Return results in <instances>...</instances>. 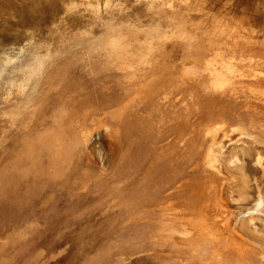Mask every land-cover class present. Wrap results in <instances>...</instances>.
<instances>
[{"label":"rangeland","instance_id":"374dc122","mask_svg":"<svg viewBox=\"0 0 264 264\" xmlns=\"http://www.w3.org/2000/svg\"><path fill=\"white\" fill-rule=\"evenodd\" d=\"M184 1L141 0L149 15L70 30L46 21L48 38L0 76V264H264V241L241 223L256 202L229 197L240 178L210 158L237 128L264 143V27L228 1ZM157 19L164 35L145 40ZM213 29L237 67L190 45Z\"/></svg>","mask_w":264,"mask_h":264},{"label":"bare ground","instance_id":"6f19581e","mask_svg":"<svg viewBox=\"0 0 264 264\" xmlns=\"http://www.w3.org/2000/svg\"><path fill=\"white\" fill-rule=\"evenodd\" d=\"M168 1H170V6L174 4L175 2H179V3L182 1L185 2L184 0H168ZM211 1L217 5L218 4L221 5L222 2L228 1L229 5L231 7H234L233 9H236V8L242 9L244 12L251 15V19L253 23H257L260 27H264V0H211ZM142 3L144 4V2H141V0H91V3H90L91 6H84L81 3V0H11L10 3H8L9 4L8 13H9L10 19L6 20L5 22H0V76L3 74V72L6 71V69H8V67L17 64L18 62H21V60L25 58L27 54L33 48H35L39 42L48 38L47 37L48 33L46 32V30L42 29L44 28L42 26L44 22L51 21V20L56 21V22L59 21L60 23L62 22L63 24H65L62 26L64 27V29H68V30H70L71 28L67 26H74L75 24H79V23L88 24L91 26L97 21L107 20L112 17L122 18L123 16L131 15V14L137 15L140 12L145 11ZM167 4L169 5V3ZM151 10H152V7H151ZM146 14L149 15L148 12H146ZM159 21H158L159 23L155 25L153 24L146 25L145 30L141 29V31H138V32H140L142 35H145L144 37L145 40H148L150 42L156 39H160V37L164 35L165 26L161 20ZM134 28H132L130 31H132ZM215 29H213L212 32L205 34L202 37H199V36L195 37L194 35H191V37L188 36L189 38L188 41L190 42V45L192 46L193 49L195 48V49L202 50V52L205 53L204 57H206L209 54H221L223 58V62L219 64H225L229 62V63H235L233 65L237 67L240 62L237 59L235 52L232 51L231 44L224 43L222 34H219V35L216 34ZM133 32L137 33V28ZM187 32L189 31L187 30ZM189 34L190 33H188V35ZM245 34L251 40H259L262 38V35L258 32V30H256L255 27L251 28L250 35H248L247 33ZM114 44L115 46L117 45L116 43ZM109 45H108V48H109ZM126 45L123 44L124 50H125L124 46ZM139 45L137 46L139 47ZM127 50L129 51V48ZM144 52H146V50L143 51L142 53ZM110 53H113V52H110ZM135 53H138V52H135ZM116 54L118 53L116 52ZM153 54L152 56H154ZM119 56H121L122 58L123 55H119ZM129 57H132V56H129ZM119 58L118 59L114 58L112 62L116 65H119V63H121L120 61L121 58L120 59ZM134 58L136 57L134 56ZM179 58H182V57H179ZM200 58L199 60L197 59V61L200 62ZM150 59H152V57ZM136 61L137 63L139 62L138 60ZM186 62L188 63V57H187ZM191 62L193 63L195 62V60ZM176 63H178V59ZM210 64H213V60H210ZM212 66L213 65H210V68L212 69H205V72H207V76L210 77L211 83L218 79V77H215L216 72L213 69L214 66L213 67ZM238 69L239 68H235L232 70L230 69L228 71V75L226 79L224 80V83H225L224 85H227L230 83L229 77H231V75L235 73ZM224 76H225V73H224ZM213 78H215V80H213ZM221 79L219 78L218 81H220ZM252 81H256V80H251L250 82ZM234 84L236 85V83ZM211 85H213L214 87L213 83ZM250 89L254 90L256 88L251 87ZM221 130L227 131L225 129V126H223ZM235 130L239 131L237 135L238 137L237 141L235 139V140L227 142L226 144H224L223 142L218 143V145L221 146V151L218 153L212 150L210 152V158H211V161H213V164H214L213 167L216 168L219 172H224L226 170V171L233 173L238 178H240L239 183L234 184L233 187L229 191H227V195L229 197H231V194H234L236 195L238 200L256 202L254 210L246 209L244 210V212L241 213V218H243L241 219L242 220L241 223H244L246 227L248 228V230H250L251 234H248V235H251V236L255 235L259 237L260 240L264 241V213L262 211L264 200L260 197L262 189L264 188V143L260 144L256 142L255 140H251L250 139L251 136L249 132L244 130L242 127L237 128ZM241 139L244 142H240ZM228 149L229 151H227ZM223 150L227 151L225 157H223L224 155L221 156ZM95 153L98 156V158L102 157L103 154L107 157V159L111 158V153L109 149L107 148V144H100L98 142L95 147ZM247 162L250 163L251 165L250 168L246 166ZM252 192H255V193L253 194ZM253 195H254L253 200H251L250 198ZM239 222L240 220L239 221L237 220L238 224ZM145 264H175V263L147 260Z\"/></svg>","mask_w":264,"mask_h":264}]
</instances>
